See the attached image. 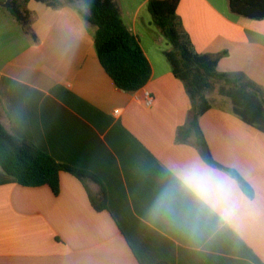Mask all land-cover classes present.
<instances>
[{
	"label": "crops",
	"instance_id": "crops-1",
	"mask_svg": "<svg viewBox=\"0 0 264 264\" xmlns=\"http://www.w3.org/2000/svg\"><path fill=\"white\" fill-rule=\"evenodd\" d=\"M112 1L151 65L149 81L133 93L116 88L100 65L95 27L78 15V3L50 8L29 0L27 26L0 7V125L96 176L107 207L96 212L69 173H60L54 195L45 185L23 187L0 168V264H264V132L233 114L215 84L198 125L223 168L203 159L195 134L178 140L191 102L164 56L169 46L140 17L147 0ZM177 15L194 50L217 58L218 72L242 75L264 93V19L233 14L228 0H180ZM192 160L231 179L249 206L240 226L193 231L148 215L171 179L168 169ZM225 169L241 176L250 195Z\"/></svg>",
	"mask_w": 264,
	"mask_h": 264
},
{
	"label": "trees",
	"instance_id": "trees-1",
	"mask_svg": "<svg viewBox=\"0 0 264 264\" xmlns=\"http://www.w3.org/2000/svg\"><path fill=\"white\" fill-rule=\"evenodd\" d=\"M6 0H0L5 2ZM50 8L81 4L78 15L95 27L94 48L100 65L116 88L133 93L149 81L151 65L145 57L139 39L121 20L119 9L112 0H35ZM180 0H147L151 22L158 27L169 49L164 56L173 75L179 79L191 102V109L184 127L177 132L178 140L185 141L196 135L195 143L201 156L212 166L215 163L199 129L198 118L210 108L205 92L219 84V94L232 103V112L248 125L264 132V93L259 87L245 81L242 75L231 76L217 71V58L197 53L184 31L177 15ZM29 0H11L6 11L21 25L27 26L30 12ZM230 11L250 20L264 19V0H228ZM0 168L23 187L48 186L54 195L59 192V175L66 172L81 182L89 202L96 212L107 210L106 192L101 181L91 173L55 161L29 141L10 135L0 125ZM236 179L241 189L250 195L248 184L232 169H225ZM96 183L97 194H92L86 182ZM158 264H167L160 262Z\"/></svg>",
	"mask_w": 264,
	"mask_h": 264
},
{
	"label": "clouds",
	"instance_id": "clouds-1",
	"mask_svg": "<svg viewBox=\"0 0 264 264\" xmlns=\"http://www.w3.org/2000/svg\"><path fill=\"white\" fill-rule=\"evenodd\" d=\"M168 171L171 179L148 209L150 217L180 222L193 231L242 224L249 206L226 174L199 160Z\"/></svg>",
	"mask_w": 264,
	"mask_h": 264
},
{
	"label": "rangeland",
	"instance_id": "rangeland-1",
	"mask_svg": "<svg viewBox=\"0 0 264 264\" xmlns=\"http://www.w3.org/2000/svg\"><path fill=\"white\" fill-rule=\"evenodd\" d=\"M61 1H64V0H61ZM118 1H121V0H118ZM142 2H143V0H136L134 6H138ZM76 6H79V7L83 8L81 4H77ZM139 13H140V17L142 18L143 21H146L147 18L149 20L151 19V16H150V14H149V12L147 10V5L146 4H144V6L139 9ZM151 25H152L153 29H156L157 31H159L158 27H156L154 24H152V22H151ZM164 41H165V43H167L166 40H164Z\"/></svg>",
	"mask_w": 264,
	"mask_h": 264
},
{
	"label": "built area",
	"instance_id": "built-area-1",
	"mask_svg": "<svg viewBox=\"0 0 264 264\" xmlns=\"http://www.w3.org/2000/svg\"><path fill=\"white\" fill-rule=\"evenodd\" d=\"M144 98H145V105L146 106H151L152 102H153V97L151 96V94L148 91L144 92Z\"/></svg>",
	"mask_w": 264,
	"mask_h": 264
},
{
	"label": "water",
	"instance_id": "water-1",
	"mask_svg": "<svg viewBox=\"0 0 264 264\" xmlns=\"http://www.w3.org/2000/svg\"><path fill=\"white\" fill-rule=\"evenodd\" d=\"M11 0H6L5 2H0V7L7 8Z\"/></svg>",
	"mask_w": 264,
	"mask_h": 264
}]
</instances>
